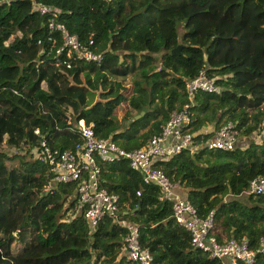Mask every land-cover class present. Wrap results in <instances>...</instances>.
I'll list each match as a JSON object with an SVG mask.
<instances>
[{
    "label": "trees",
    "instance_id": "1",
    "mask_svg": "<svg viewBox=\"0 0 264 264\" xmlns=\"http://www.w3.org/2000/svg\"><path fill=\"white\" fill-rule=\"evenodd\" d=\"M32 1L55 8L54 22L101 61L67 56L61 34L48 31L47 16ZM198 16L242 30L247 69L212 61L222 39L211 25L196 39L188 23ZM180 25L185 30L178 35ZM200 71L219 92L196 91L189 101L185 83ZM128 76L130 88H118L116 81ZM187 102L195 140L230 121L259 141L227 151L180 150L152 165L184 191L199 218L212 214L209 234L218 242L244 240L254 249L264 236V195L244 191L264 176V0L0 1V264H130L120 250L127 223L136 226L151 264H222L191 247L170 205L157 200L159 188L124 160L98 162L100 185L118 196V213L117 222L103 217L91 230L74 209L75 183L46 189L49 166L32 152L41 140L51 149H72L80 141L78 121L96 138L137 149ZM208 125L209 132H199ZM69 238L51 254L24 257ZM253 264H264V256L256 254Z\"/></svg>",
    "mask_w": 264,
    "mask_h": 264
},
{
    "label": "built area",
    "instance_id": "2",
    "mask_svg": "<svg viewBox=\"0 0 264 264\" xmlns=\"http://www.w3.org/2000/svg\"><path fill=\"white\" fill-rule=\"evenodd\" d=\"M31 3L34 11L47 16L48 31H58L61 34L62 47L66 49L67 56L85 62L101 61L100 53L91 52L86 46L79 45L75 36L68 35L61 24L54 22L58 14L55 8L34 1ZM64 66L68 68L69 62L64 61ZM185 91L191 101L196 91L218 93L219 89L213 85L212 79H208L204 72L200 71L194 79L185 83ZM189 104L187 102L178 111L171 112L160 131L152 135L140 148L124 150L109 138H96L91 126L78 121L76 128L80 141L72 149H51L41 140L38 147L32 150L33 156L49 166L52 177L46 189L57 183H75L74 209L80 211L82 219L91 230L103 217L117 222L118 213V196L100 185L98 162L124 160L131 170L140 175L144 183L159 188L157 200L170 205L171 217L188 233L193 249L206 253L209 258L220 260L222 264H253L256 254L264 256V236L259 238L254 249L248 248L244 240L231 238L218 242L209 234L212 228V214L208 213L204 218H199L190 202L178 192L177 185L152 165L156 161L168 160L180 150H188L190 153L201 148L227 151L238 146L239 130L230 121L220 124L211 137L195 140L196 133L188 131ZM199 132L206 133L204 130ZM138 194L136 192V195ZM244 194L264 195V176L251 179ZM125 226L127 232L120 247L125 260L130 264H151V255L137 243L136 226L131 223Z\"/></svg>",
    "mask_w": 264,
    "mask_h": 264
},
{
    "label": "rangeland",
    "instance_id": "3",
    "mask_svg": "<svg viewBox=\"0 0 264 264\" xmlns=\"http://www.w3.org/2000/svg\"><path fill=\"white\" fill-rule=\"evenodd\" d=\"M211 25L216 29V33L219 37H221V41L218 42L217 45V51L215 55L212 57V61L214 63H230L234 62L236 63L235 69H247L250 59L246 53L245 44L247 42V39L242 32V30L238 27H230L221 21L220 18H210L207 16H198L195 17L190 23H188V26L192 27L194 30V36L199 38V33L204 29L205 26ZM187 28V27H186ZM185 29L182 28V26H179L178 35H180ZM131 85V79L130 77H125L123 80H117L116 86L120 89H129ZM97 98L95 97V101ZM264 109V105H263ZM121 118V117H120ZM80 123V121H79ZM211 126H209L210 129ZM251 140H257L259 141L258 135H255L252 133L249 137L242 136L239 133L238 136V147H245L249 141ZM244 141V142H243ZM9 152H13V150H9ZM178 192L180 193L181 190L178 189ZM73 241V238H69L64 242L58 243L51 248L42 250L39 247H34L32 250H30L27 254H25V258L31 259L36 256H39L42 253H53L58 249L59 246H66L69 245L70 242Z\"/></svg>",
    "mask_w": 264,
    "mask_h": 264
},
{
    "label": "water",
    "instance_id": "4",
    "mask_svg": "<svg viewBox=\"0 0 264 264\" xmlns=\"http://www.w3.org/2000/svg\"><path fill=\"white\" fill-rule=\"evenodd\" d=\"M179 45H177L174 49L171 50V53H178L179 50ZM146 111V107H142V109L136 114L134 115L133 119H138L140 116L143 115V113Z\"/></svg>",
    "mask_w": 264,
    "mask_h": 264
},
{
    "label": "crops",
    "instance_id": "5",
    "mask_svg": "<svg viewBox=\"0 0 264 264\" xmlns=\"http://www.w3.org/2000/svg\"><path fill=\"white\" fill-rule=\"evenodd\" d=\"M201 130H204V132H208V131L211 130V127H210V129H209V125H208V126L203 127ZM183 193H184V191L182 190V191L180 192V194L183 195Z\"/></svg>",
    "mask_w": 264,
    "mask_h": 264
}]
</instances>
